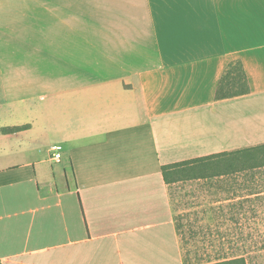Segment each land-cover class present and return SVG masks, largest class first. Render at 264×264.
I'll return each instance as SVG.
<instances>
[{"label": "crops", "instance_id": "0c3cea01", "mask_svg": "<svg viewBox=\"0 0 264 264\" xmlns=\"http://www.w3.org/2000/svg\"><path fill=\"white\" fill-rule=\"evenodd\" d=\"M259 144L264 0H0L2 264H186L175 208L234 234L253 168L162 167Z\"/></svg>", "mask_w": 264, "mask_h": 264}, {"label": "rangeland", "instance_id": "374dc122", "mask_svg": "<svg viewBox=\"0 0 264 264\" xmlns=\"http://www.w3.org/2000/svg\"><path fill=\"white\" fill-rule=\"evenodd\" d=\"M242 175L243 172H237L236 193L242 198L251 193L246 200L252 202H247L246 214H238L234 234L232 230L231 234H205L207 230L201 228L202 221L191 214L185 217L180 205L175 208L186 263H205L244 255L248 264H264V167L253 169L251 180H244Z\"/></svg>", "mask_w": 264, "mask_h": 264}, {"label": "trees", "instance_id": "16d2710c", "mask_svg": "<svg viewBox=\"0 0 264 264\" xmlns=\"http://www.w3.org/2000/svg\"><path fill=\"white\" fill-rule=\"evenodd\" d=\"M250 91L247 74L244 70L243 63L240 59L230 61L214 91L215 99L229 98ZM200 164L202 168H210L208 166L224 165L240 167L259 168L264 167V144L246 147L230 152H223L210 156H204L184 162L174 163L162 167L164 176H167L166 171L171 170L173 173H181V166L187 164ZM204 166V167H203ZM165 176V177H166ZM185 259V258H184ZM207 264H248L247 258L244 255L233 256L231 258H222L215 261H207ZM0 264L2 262L0 261ZM189 264V263H186Z\"/></svg>", "mask_w": 264, "mask_h": 264}, {"label": "built area", "instance_id": "2783aa9c", "mask_svg": "<svg viewBox=\"0 0 264 264\" xmlns=\"http://www.w3.org/2000/svg\"><path fill=\"white\" fill-rule=\"evenodd\" d=\"M63 150V146L61 144H53L50 147V158L59 161L61 158V152Z\"/></svg>", "mask_w": 264, "mask_h": 264}]
</instances>
